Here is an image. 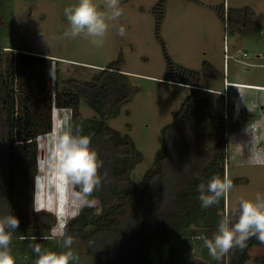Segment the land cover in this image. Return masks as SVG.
<instances>
[{
    "label": "trees",
    "instance_id": "trees-1",
    "mask_svg": "<svg viewBox=\"0 0 264 264\" xmlns=\"http://www.w3.org/2000/svg\"><path fill=\"white\" fill-rule=\"evenodd\" d=\"M229 16L232 30L252 34L260 30L249 7L231 8ZM209 67L204 74L221 75ZM56 68L57 62L54 64L49 56L0 46V216L13 213L20 220L11 243L16 264H34L30 244L57 248L55 242L40 239L42 232L49 233L55 227L56 215L47 209L33 211L39 172L38 138L53 129L54 106L72 110V124L81 125L91 136V147L103 162L100 172L107 174L104 185L91 197L102 200L101 211L81 208L75 219H69L68 233L82 239L96 264H190L187 254L192 248L191 237L198 232L212 235L226 215L224 199L209 209H202L198 200L197 186L202 181L207 183L214 174L223 177L226 171L230 129L222 122L215 130L205 132L210 94L197 88L203 84L199 75L182 67L168 73L169 80L193 85L192 92L174 121L163 126V142L154 165L135 181L130 172L143 159V153L129 133L107 122L133 96L129 77L122 69V54L91 80H73L61 89ZM82 99L101 117L83 116ZM62 112L58 109L55 117ZM54 130H58L56 120ZM51 150L56 155L55 146ZM190 168L193 176L182 185L183 173ZM28 239L33 240L27 246ZM260 243L252 238L243 250L229 252L222 264H245L249 249ZM29 255L32 261L20 260ZM207 256L210 264L221 263ZM256 261L264 264V255L257 256Z\"/></svg>",
    "mask_w": 264,
    "mask_h": 264
},
{
    "label": "rangeland",
    "instance_id": "rangeland-1",
    "mask_svg": "<svg viewBox=\"0 0 264 264\" xmlns=\"http://www.w3.org/2000/svg\"><path fill=\"white\" fill-rule=\"evenodd\" d=\"M76 2L1 0L0 46L51 57L54 64L57 62L60 89L73 80H91L97 71L122 54V69L129 77L133 96L107 122L129 133L143 153V159L130 172L135 181L154 165L163 142V126L174 121L176 112L192 92L193 85L169 80L168 73H175L179 67L197 73L200 84L203 83L197 88L207 86L205 90L210 94V117L204 123L205 132L215 130L222 122L230 128L225 170L233 188L226 201V214L239 207L241 198L264 194V0H120L123 15L117 21H109L102 46L83 36L63 38L64 30L69 27L63 10ZM103 2L94 0L101 11H107ZM244 7L253 11L254 24L260 26L258 33L229 27L231 8ZM119 26L126 29L123 37L117 34ZM244 51L247 55H243ZM209 65L221 75L204 74L211 69ZM229 80L235 83L227 85ZM212 88L221 93L213 92ZM55 112L57 106L53 118L59 130L62 121L72 119V112L63 108L56 117ZM80 112L85 117H101L84 99ZM58 130L39 136L34 199L35 206L56 215L54 228L65 216L71 217L81 209L72 196L73 191L53 168L56 155L53 156L51 149ZM187 150L186 146L185 154ZM185 158L190 160L186 155ZM183 174L182 185L193 176L191 168ZM94 200L92 207L99 213L103 202L100 198ZM200 235L203 234L198 232L191 237L192 248L187 254L190 264H210L207 250L201 247L202 241L196 239ZM31 240L25 244L28 246ZM74 241L80 264H96L88 256L82 239L77 237ZM60 250L57 246L56 251ZM249 254L245 264H257L256 257L264 255V243L252 246ZM21 259L32 261L33 256Z\"/></svg>",
    "mask_w": 264,
    "mask_h": 264
},
{
    "label": "clouds",
    "instance_id": "clouds-1",
    "mask_svg": "<svg viewBox=\"0 0 264 264\" xmlns=\"http://www.w3.org/2000/svg\"><path fill=\"white\" fill-rule=\"evenodd\" d=\"M103 7L107 11H101L94 0H77L75 4L66 6L63 11L69 27L64 30L63 38L83 36L90 38L92 44L102 46L109 21H117L123 15L120 0H104ZM117 34L125 36V27L119 26ZM55 153V170L62 182L74 190L72 196L78 207L94 206L95 200L91 197L104 185L107 174L100 172L103 162L91 147V136L84 133L81 125H73L70 119H65L57 132ZM232 188L233 181L227 171L223 177L212 175L207 183L202 181L197 186L200 207L209 209L218 205L221 199L227 201ZM33 211L40 213L42 206L34 205ZM78 214L73 212L71 217L61 219L57 228L49 233L42 232L40 239L55 242L60 251L42 247L40 243L30 244L35 256L34 264H80L79 254L73 248L74 238L67 228L69 219H75ZM19 225L20 220L13 213L0 216V264H16L11 243ZM252 238L264 243V194L261 193L254 198H241L238 209L222 217L210 237H196L202 241L201 247L217 262H222L235 248L243 250Z\"/></svg>",
    "mask_w": 264,
    "mask_h": 264
},
{
    "label": "crops",
    "instance_id": "crops-1",
    "mask_svg": "<svg viewBox=\"0 0 264 264\" xmlns=\"http://www.w3.org/2000/svg\"><path fill=\"white\" fill-rule=\"evenodd\" d=\"M235 82H233V81H228V84L227 85H233ZM203 88L204 89H207L208 87L207 86H203ZM213 92H217V93H221L217 88L216 89H211ZM222 94H224V92L222 93Z\"/></svg>",
    "mask_w": 264,
    "mask_h": 264
},
{
    "label": "built area",
    "instance_id": "built-area-1",
    "mask_svg": "<svg viewBox=\"0 0 264 264\" xmlns=\"http://www.w3.org/2000/svg\"><path fill=\"white\" fill-rule=\"evenodd\" d=\"M243 55H247V52L246 51H244L243 52ZM60 108H65V107H58V109H60ZM68 109V108H67ZM70 109V108H69ZM71 112H72V110H71ZM52 130H54V118H53V129ZM52 130L50 131V132H52ZM47 133H49V132H47ZM45 134V133H44ZM38 140H39V138H38Z\"/></svg>",
    "mask_w": 264,
    "mask_h": 264
}]
</instances>
